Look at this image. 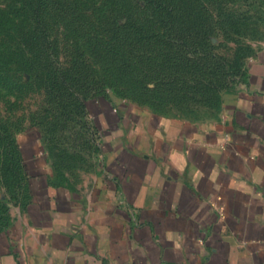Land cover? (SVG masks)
I'll return each mask as SVG.
<instances>
[{"label": "crops", "instance_id": "crops-1", "mask_svg": "<svg viewBox=\"0 0 264 264\" xmlns=\"http://www.w3.org/2000/svg\"><path fill=\"white\" fill-rule=\"evenodd\" d=\"M92 111L101 175L56 181L23 152L29 197L0 264H264V45L209 121L123 99Z\"/></svg>", "mask_w": 264, "mask_h": 264}, {"label": "rangeland", "instance_id": "rangeland-1", "mask_svg": "<svg viewBox=\"0 0 264 264\" xmlns=\"http://www.w3.org/2000/svg\"><path fill=\"white\" fill-rule=\"evenodd\" d=\"M29 1L0 0V230L29 197L23 152L86 183L104 167L98 104L209 121L264 45V0H169L168 21L154 0H46L42 27Z\"/></svg>", "mask_w": 264, "mask_h": 264}, {"label": "trees", "instance_id": "trees-1", "mask_svg": "<svg viewBox=\"0 0 264 264\" xmlns=\"http://www.w3.org/2000/svg\"><path fill=\"white\" fill-rule=\"evenodd\" d=\"M45 1L46 0H30L29 1L31 11H32L33 15H35V18H36V21H37V25L39 27H42L43 24H44V22L42 21V19L40 17V12H41V9H43L42 7L44 6ZM153 4H154L153 5L154 8H163L164 7L163 9H165V11H166V9H169V11H166V15L168 16L167 17V21L169 19H171V17H173V12L171 11V8H170L171 4H170L169 0H154ZM174 76H176V74ZM189 95L191 97L193 96L192 93H190Z\"/></svg>", "mask_w": 264, "mask_h": 264}]
</instances>
